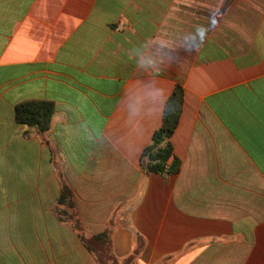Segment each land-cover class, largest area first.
<instances>
[{
	"label": "crops",
	"instance_id": "1",
	"mask_svg": "<svg viewBox=\"0 0 264 264\" xmlns=\"http://www.w3.org/2000/svg\"><path fill=\"white\" fill-rule=\"evenodd\" d=\"M0 264H264V0H0Z\"/></svg>",
	"mask_w": 264,
	"mask_h": 264
},
{
	"label": "trees",
	"instance_id": "2",
	"mask_svg": "<svg viewBox=\"0 0 264 264\" xmlns=\"http://www.w3.org/2000/svg\"><path fill=\"white\" fill-rule=\"evenodd\" d=\"M172 106H175L173 101L167 102L163 124L153 133L151 143L144 148L141 154V165L148 171L168 174L178 170L179 161L173 156L169 141V136L178 117L177 114L169 113L170 107ZM52 113L53 104L47 101H25L15 106V118L17 121L21 124L36 128L38 132L47 130ZM171 157H173L172 161L168 163ZM70 198L69 189L63 188L60 202L69 203Z\"/></svg>",
	"mask_w": 264,
	"mask_h": 264
},
{
	"label": "clouds",
	"instance_id": "3",
	"mask_svg": "<svg viewBox=\"0 0 264 264\" xmlns=\"http://www.w3.org/2000/svg\"><path fill=\"white\" fill-rule=\"evenodd\" d=\"M212 24H215L214 20L212 21ZM207 32H208V28L200 26V27H198L196 34L200 37L201 41L203 42Z\"/></svg>",
	"mask_w": 264,
	"mask_h": 264
}]
</instances>
